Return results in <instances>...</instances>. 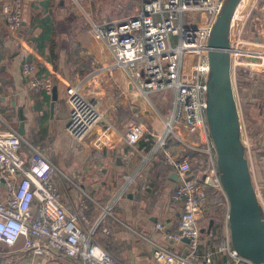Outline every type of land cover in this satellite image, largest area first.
Segmentation results:
<instances>
[{
	"label": "built area",
	"instance_id": "1",
	"mask_svg": "<svg viewBox=\"0 0 264 264\" xmlns=\"http://www.w3.org/2000/svg\"><path fill=\"white\" fill-rule=\"evenodd\" d=\"M222 4L223 0H138L132 13L90 22L92 36L105 43L114 59L113 65L127 69L138 97H147L152 92L172 93L173 106L170 117L165 120V135L157 146L163 149L165 136L173 132L175 123L182 124L191 136H178L183 143L179 156L165 152L167 162L178 177L171 197L182 202L183 212L173 231L163 230L161 222L155 223L162 231L164 242L146 238L152 246L150 256L154 264H256L232 247L227 223L223 238L213 246L204 244L199 225L203 208L209 201V188L220 193L227 203L205 118L204 97L209 70L207 41ZM254 12H259L258 16ZM263 15L264 0H239L229 24L230 79L239 137L246 148L251 174L253 141L245 118V100L235 87V79L242 70L264 67ZM254 19L255 27L247 34L246 26ZM22 20L21 2L14 0L3 26L9 32L17 31ZM251 56L256 60L249 59ZM112 64L104 61L101 67L109 68ZM22 72L29 89L52 94V79L40 72L33 60H23ZM64 103L65 130L76 141L87 138L104 119L98 100L79 84L66 83ZM110 126L106 121L93 134L95 150L114 144ZM261 131L264 136V125ZM145 132L142 123H133L123 138L133 145ZM22 141L24 138L16 128L6 123L0 126V182L3 185L0 245L16 246L20 241L15 250L28 252L33 258L52 257L55 252H62L67 257H78L82 264H124L95 238L97 229L102 227L103 215L92 219L88 213L89 201L85 199L72 211L67 210L54 180L58 175L55 165L39 151L24 158L19 149ZM253 185L264 213V190L254 179ZM184 241V250H178L176 244Z\"/></svg>",
	"mask_w": 264,
	"mask_h": 264
},
{
	"label": "crops",
	"instance_id": "2",
	"mask_svg": "<svg viewBox=\"0 0 264 264\" xmlns=\"http://www.w3.org/2000/svg\"><path fill=\"white\" fill-rule=\"evenodd\" d=\"M13 1L0 0V126L6 123L17 129L22 124L25 145L21 143L19 149L24 158L32 154L33 147L47 157V153L51 154L63 145L72 158L73 166L63 172L60 170L54 180L66 209L72 211L81 199L89 201L90 217L95 219L103 215L104 219L102 227L105 230L98 228L95 238L114 257L124 264H154L150 256L152 246L146 238L164 242L162 231L155 227V223L161 222L163 230L173 231L183 212L182 202L171 197L178 177L175 169L167 162L165 152L179 156L183 143L178 140V136L188 138L189 135L182 124L175 123L173 128L179 130L174 129L172 134L165 136L163 149L157 146L159 137L165 132V120L170 111L151 112L144 107V100L150 94L162 92H152L147 97L136 95V87L130 82L127 69L113 65L114 59L105 43L92 36L90 22L95 20L90 19L89 26L81 22L71 32L68 11L62 7V0H20L22 25L17 31L9 32L3 26V20ZM43 2L47 5L43 6ZM45 17L54 29L50 37L54 36L59 46L50 53L45 44L43 53L51 57L58 68L35 46L36 39L43 33L38 19ZM73 17H78V14L70 19ZM74 23L77 25L76 21ZM58 29L67 31L64 37L66 45L58 43ZM68 44L71 48L67 47ZM72 55L75 57L71 75H80L74 80L69 79L66 66L71 65L65 62V58ZM25 59L33 60L35 64L41 63L46 69L43 73L57 87L55 101L51 95L29 89L22 72ZM104 61L111 62L112 66L101 67ZM258 68L262 70L263 78L247 95L251 99L247 107V122L253 141L250 160L253 166L252 177L264 190V136L261 131L264 125V67ZM67 81L79 84L83 91L96 97L98 107L105 117L92 134L82 141L74 140L65 130L67 111L64 87ZM106 121L111 123L110 132L114 136V144L97 151L92 146L93 134ZM133 123H142L146 132L144 137L129 145L123 135ZM63 137L67 142L69 138V144L63 141ZM147 141H150L151 147L145 150L144 144ZM48 157L53 158L52 155ZM193 164H196V160ZM2 191L3 185L0 182V196ZM222 202L225 204V209L221 207L224 229L227 203H224L223 198ZM107 208L109 211L105 210ZM205 211L207 209L203 213ZM203 216L199 218L200 227L205 226ZM209 234L202 232L206 245H209L206 243ZM18 246L20 241L16 246L0 245L2 264H82L78 257H67L62 252H55L52 257L33 258L28 252L16 251ZM175 247L184 250L185 241Z\"/></svg>",
	"mask_w": 264,
	"mask_h": 264
},
{
	"label": "water",
	"instance_id": "3",
	"mask_svg": "<svg viewBox=\"0 0 264 264\" xmlns=\"http://www.w3.org/2000/svg\"><path fill=\"white\" fill-rule=\"evenodd\" d=\"M239 0H223L208 36L209 70L205 81V118L214 146L218 175L227 199L226 223L232 247L256 264H264V213L255 195L246 148L239 123L229 72V24ZM256 60V57H249ZM52 100L57 87H52ZM24 133L22 124L17 128ZM165 132L159 137L163 138ZM158 139V140H159ZM214 219L200 227L209 233ZM187 240V239H185Z\"/></svg>",
	"mask_w": 264,
	"mask_h": 264
},
{
	"label": "rangeland",
	"instance_id": "4",
	"mask_svg": "<svg viewBox=\"0 0 264 264\" xmlns=\"http://www.w3.org/2000/svg\"><path fill=\"white\" fill-rule=\"evenodd\" d=\"M62 1L64 2V5L62 7H64L65 10L68 11L67 17L69 19L68 22H69V27H70L71 32H73L75 29H77L80 26L81 22L85 23L84 25L89 26L88 21L90 19L95 20L94 22H98V20L101 21L102 19L118 18V17H121L123 15L132 13L135 10L136 6L138 5V0H62ZM56 9H59V7L56 6ZM76 14H78V17H73L72 19H70L71 16L76 15ZM258 14H259V12H254L255 16H258ZM75 21H76L77 25L74 23ZM255 21H256V19L250 20L248 22V24L246 26L247 34H250L252 32V30L254 29ZM59 31L60 30L58 29V31H57V37H58L57 39L59 40L58 43L60 42L61 44L66 45L64 37H65L67 31L66 32H64L63 30L60 32ZM70 46H71L70 44L67 45V47L71 48ZM74 57H75V55H72L69 58H65V62H67L71 65L68 67V64H67V66H66L67 67L66 71H67L68 77L71 80H74V79L78 78V76H80L78 74L73 75V76L71 75L72 70H74V68H73L74 66H72L73 62H74L73 61ZM258 67H261V66H256V67H254V69L242 70L240 77H237V79H235L236 80L235 87L238 88L241 96L245 100V106H246L245 107L246 108L245 118L247 120H248L247 107H248L249 102L251 101V99H249L250 97L247 95L249 94L250 91H252V89H254V86H256L258 84V82L263 78L262 72H261L262 70ZM243 79H244V81H243ZM67 82L72 83L71 81H67ZM244 89H246V91H244ZM147 100H144L145 101L144 107L148 108L151 112H154V111H159V112L167 111L168 112V111H170V113H171L172 106H173L172 105V93L171 92L166 91V92L157 93V94H150L149 98ZM170 108H171V110H170ZM169 117H170V114H169ZM103 118L104 119L102 121L105 120V117H103ZM11 126L14 127L13 125H11ZM14 128H16V127H14ZM174 129L175 128H173V132L175 130H179V129H175V130ZM180 131H182V130H180ZM173 132H168L167 135H170ZM182 133L184 134V131ZM63 141L69 144V138H68V142H67L66 138L63 137ZM155 141H156V139L154 138V143H155ZM21 143H22V145H25V143L23 141ZM64 148L65 147L63 145H61L55 152L53 151L51 154L47 153V157L50 155L53 156V158L52 159L50 158V159L53 160L55 163L53 161H51L49 159V157H48V159L51 161V163L53 165H55L56 169L58 170V174H60L61 171L63 172L64 169L68 170V168L70 169L73 166L72 165L73 164L72 158L69 157V155L67 154V152L65 151ZM67 148H68V146H67ZM32 150H33L32 154H34L35 151L41 152L36 147H33ZM65 174L67 175L68 173H65ZM224 203H225V200H224ZM207 206H208V208H203V211L205 209H207V211H205L204 213L202 212V214L205 215V216H203L205 226L207 225L209 218H213L214 220H216V219L222 217V220H223V209L221 207L224 208L225 204H223L222 199L220 201L219 200L218 201H212L211 199H209V201L205 207H207ZM4 248H6V247H4ZM2 254H4V253H2ZM1 262L2 261L0 259V264H2Z\"/></svg>",
	"mask_w": 264,
	"mask_h": 264
},
{
	"label": "trees",
	"instance_id": "5",
	"mask_svg": "<svg viewBox=\"0 0 264 264\" xmlns=\"http://www.w3.org/2000/svg\"><path fill=\"white\" fill-rule=\"evenodd\" d=\"M45 5H47L46 2H43V6ZM38 23H40V25L42 26L43 33L36 39L35 46L37 47L39 52L45 56V58L46 57L50 58L52 64L56 68H58L57 63L53 61L51 57H48L47 55L43 53V46L45 44H47L48 50L50 53H53V50L58 47L55 37L54 36L52 38L50 37L54 29L49 24V20L47 17L39 18ZM36 64L38 65L39 71H42V72L46 71V69L42 66L41 63H36ZM150 147H151V143L150 141H147V143L144 144V149L148 150ZM207 193H208L209 199H211L212 201H218V200L220 201L223 198L220 193L215 192L214 189L212 188H209L207 190ZM222 238H223V220H222V217H220L214 220L213 226L211 227L210 234L208 236V241L206 243L213 246L219 243V241Z\"/></svg>",
	"mask_w": 264,
	"mask_h": 264
}]
</instances>
